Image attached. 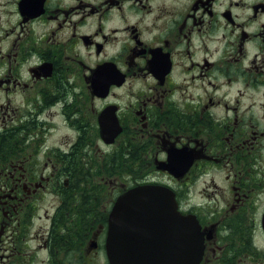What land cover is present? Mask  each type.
<instances>
[{"label":"flooded vegetation","instance_id":"1","mask_svg":"<svg viewBox=\"0 0 264 264\" xmlns=\"http://www.w3.org/2000/svg\"><path fill=\"white\" fill-rule=\"evenodd\" d=\"M138 185L264 264V0H0V264H109Z\"/></svg>","mask_w":264,"mask_h":264},{"label":"water","instance_id":"2","mask_svg":"<svg viewBox=\"0 0 264 264\" xmlns=\"http://www.w3.org/2000/svg\"><path fill=\"white\" fill-rule=\"evenodd\" d=\"M106 251L109 264H199L203 240L197 222L179 214L172 191L140 185L113 204Z\"/></svg>","mask_w":264,"mask_h":264},{"label":"rangeland","instance_id":"3","mask_svg":"<svg viewBox=\"0 0 264 264\" xmlns=\"http://www.w3.org/2000/svg\"><path fill=\"white\" fill-rule=\"evenodd\" d=\"M44 205H45V209L48 208V206H49L48 200H46L44 202ZM50 212H51V210H50ZM37 226H41L44 229V231H46L48 229L49 222L46 219L41 220V221H34V228H36ZM31 232H32V230H31Z\"/></svg>","mask_w":264,"mask_h":264}]
</instances>
